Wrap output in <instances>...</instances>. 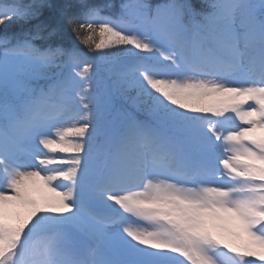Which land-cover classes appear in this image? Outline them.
<instances>
[{"label":"snow or ice","instance_id":"1","mask_svg":"<svg viewBox=\"0 0 264 264\" xmlns=\"http://www.w3.org/2000/svg\"><path fill=\"white\" fill-rule=\"evenodd\" d=\"M0 31V264H264V0H0Z\"/></svg>","mask_w":264,"mask_h":264},{"label":"trees","instance_id":"2","mask_svg":"<svg viewBox=\"0 0 264 264\" xmlns=\"http://www.w3.org/2000/svg\"><path fill=\"white\" fill-rule=\"evenodd\" d=\"M94 2H96V3H107V2H109V0H94ZM110 2H112V3L116 4V5H119L121 0H110ZM152 2L156 3V2H159V0H152ZM192 2L195 3L197 5V7H199V0H192ZM14 30L15 29L13 28V29H8L7 31L10 33V32H12ZM3 34H5V32L4 31H0V35H3ZM76 43H77V46L79 48H81L84 51H87V49L84 48V46L82 44H79V42H76Z\"/></svg>","mask_w":264,"mask_h":264},{"label":"rangeland","instance_id":"3","mask_svg":"<svg viewBox=\"0 0 264 264\" xmlns=\"http://www.w3.org/2000/svg\"><path fill=\"white\" fill-rule=\"evenodd\" d=\"M245 107H246V106H245ZM235 123H236V124H239L240 122H239L238 120H236ZM256 135L259 136L260 133L258 132V133H256Z\"/></svg>","mask_w":264,"mask_h":264}]
</instances>
